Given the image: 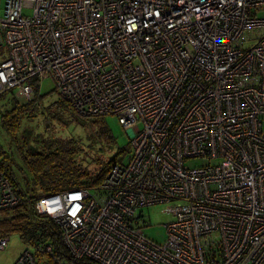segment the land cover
<instances>
[{"label":"built area","instance_id":"obj_1","mask_svg":"<svg viewBox=\"0 0 264 264\" xmlns=\"http://www.w3.org/2000/svg\"><path fill=\"white\" fill-rule=\"evenodd\" d=\"M0 9V93L24 102L51 78L76 112L115 115L131 134L127 161L96 187L37 198L69 257L28 241L13 264H264V0H0ZM250 30L260 34L246 46ZM19 202L0 172V211ZM170 202L174 219L156 243L139 209ZM8 240L0 234V250Z\"/></svg>","mask_w":264,"mask_h":264},{"label":"trees","instance_id":"obj_2","mask_svg":"<svg viewBox=\"0 0 264 264\" xmlns=\"http://www.w3.org/2000/svg\"><path fill=\"white\" fill-rule=\"evenodd\" d=\"M37 88L38 84L34 83L33 98L24 102L19 101L13 92L7 91L10 92L9 106L0 111V117L1 123L9 133L15 134L19 131L22 118L31 117L37 113L39 107ZM4 93L6 92L0 95ZM51 107L55 109L52 112L55 116L67 109L71 110L97 127L96 136L100 141L106 144L115 142V137L103 116L81 115L72 108L68 101L60 97L48 108ZM26 137L21 145L25 148L23 160L28 174L26 189H18L17 182L12 175L11 161L0 147V172L9 178L20 196L18 205L0 211V234L7 235L10 232H16L25 242L32 241L35 245L49 242L58 259H67L69 255L62 242L60 229L49 216L37 212L35 207L37 198L63 189L96 187L105 176L109 166L114 162H120L122 156L114 154L108 161H103L99 157H91L90 161L83 158L78 159L76 157L78 149L67 147L60 140H46L38 137L35 139L38 142L37 146L30 144ZM129 147L130 141L125 148H119L117 153L124 155ZM73 264L97 263L88 258H82Z\"/></svg>","mask_w":264,"mask_h":264},{"label":"rangeland","instance_id":"obj_3","mask_svg":"<svg viewBox=\"0 0 264 264\" xmlns=\"http://www.w3.org/2000/svg\"><path fill=\"white\" fill-rule=\"evenodd\" d=\"M0 12L2 10L0 9ZM25 14H30L31 10H23ZM258 17H264V9L258 11ZM260 34V31L250 30L244 34L245 45L252 44ZM38 102L37 113L31 117L22 118L19 131L15 134L9 133L1 123L0 117V147L11 161L12 175L17 182L18 189H26L27 181L26 168L24 166L23 154L25 148L22 141L25 136L29 143L38 146L35 139L38 137L48 140H60L67 147L77 148L76 157L78 159H87L99 157L103 161H108L114 154L122 156V161H127L126 153L122 155L117 153L119 148H125L128 145L131 134L118 122L115 115H105L104 121L115 137V142L106 144L100 141L96 136L97 127L90 121H86L79 115L67 109L53 115L54 107L48 108L52 102L59 98L51 78H44L38 84ZM10 92L0 95V111L8 105ZM141 127V124H139ZM34 141V142H33ZM19 146V147H17ZM21 147V149H20ZM3 156V154H2ZM191 163V162H190ZM172 203H157L147 207H142L139 211L144 215L142 219L144 235L156 243H163L166 238L165 224L172 221L174 217L167 212V207ZM9 238L4 249L0 250V264H13L27 243L20 238L16 232L7 234Z\"/></svg>","mask_w":264,"mask_h":264}]
</instances>
